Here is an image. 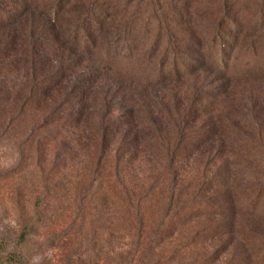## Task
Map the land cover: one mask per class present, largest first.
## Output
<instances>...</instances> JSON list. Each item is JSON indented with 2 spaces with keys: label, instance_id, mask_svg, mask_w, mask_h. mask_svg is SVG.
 <instances>
[{
  "label": "rangeland",
  "instance_id": "1",
  "mask_svg": "<svg viewBox=\"0 0 264 264\" xmlns=\"http://www.w3.org/2000/svg\"><path fill=\"white\" fill-rule=\"evenodd\" d=\"M37 1L0 0L16 20L0 24V264H264V0H61L58 35L40 16L55 0ZM91 4L106 22L88 50L73 36ZM53 59L71 86L103 75L82 113L64 88L31 100L28 68ZM34 217L40 238L20 242Z\"/></svg>",
  "mask_w": 264,
  "mask_h": 264
},
{
  "label": "trees",
  "instance_id": "2",
  "mask_svg": "<svg viewBox=\"0 0 264 264\" xmlns=\"http://www.w3.org/2000/svg\"><path fill=\"white\" fill-rule=\"evenodd\" d=\"M61 0H55L52 3V6H50L48 9L44 10V12H40L43 15H40V13L38 15L43 16L44 18L46 17L48 19V23L51 29H48V32H52L54 35H58L61 33L62 31V22L63 20L60 18V15H58L59 12L58 11V7H60V5L62 4L61 2H58ZM30 4H37L38 1L37 0H29ZM83 12H82V18L81 20L83 21V24H80V28L78 31V33L74 34V39H76V42L79 40V35L81 34V36L83 35L88 50L89 47H93L95 48V44H89L90 41L92 39H94V35H97V39L100 38L99 35H101L102 32H104V26H105V22H106V17L104 15L103 12H101L100 10L98 11V7L95 5H88L83 7ZM48 12V14H47ZM71 13H73L71 11ZM68 14V12H67ZM54 17V18H52ZM80 21V20H79ZM2 22V23H1ZM16 22V20H12L10 18L8 19H0V24H8V26L14 24ZM129 29V28H128ZM59 38V37H58ZM55 40H57V38H54ZM132 36L130 34H126L125 37L121 40V42H125V44L127 43H131V41H133ZM138 41V40H136ZM58 42V40H57ZM72 43V42H71ZM89 44V45H88ZM91 45V46H90ZM33 52V54L30 56L29 60L32 61L33 63L36 64L37 66V60L38 56L35 53V47L32 48L31 50ZM155 53L150 57H155ZM127 57V56H126ZM55 64V68H28L29 69V74L32 77V82L35 84L34 88L32 89V98L31 100H33L37 95H36V90L37 89H48V90H54L56 88H64L66 89V91L71 90V98L73 99H77L78 97L80 98V104L83 106V108L80 110L79 113H82L84 111V102L86 101V99L88 97H90L91 92L93 91V89L95 87H97V83H100L102 81V77L103 75L101 74L100 76H96L95 79H91L90 76H88L92 81L91 84H89L88 86V79L87 76H79L77 79V83L75 86H71L69 85L71 83L70 81V74L68 73L69 68H67L68 66H65L64 62L62 60H58V59H53L52 60ZM149 65H151L152 63H150V61L148 62ZM72 65V64H70ZM61 66V67H60ZM77 69V68H76ZM153 70H158L161 72V68H153ZM54 87V88H53ZM38 91V90H37ZM40 91V90H39ZM42 91V90H41ZM69 97V96H68ZM81 106V107H82ZM172 117V116H171ZM181 121V125L180 127L186 123L185 118H180ZM177 126V124H175V127ZM185 129L181 130L182 132ZM182 143V142H181ZM181 143H178L176 146V151L174 153H171V151L168 149V165H169V171L173 170V167L176 165L177 160H178V153H179V149L181 147ZM167 143L165 142V140H161V150H167L166 147ZM166 152V151H165ZM171 173L173 171H170ZM170 173V174H171ZM169 174V175H170ZM174 181V179L172 180V182ZM174 183V182H173ZM175 188L176 186L172 185L169 188H166V191L164 192V207H163V211L161 213V244H164L167 240V235H169V231H171L172 226L176 225V223L174 224L172 221V218L170 216V212L173 208V206L178 207V203L177 201H179V194H175ZM258 195L260 194V197H262L264 195V188H261L260 190H256L255 191H251V193H257ZM176 204V205H175ZM41 204L38 202L37 204V210L38 208L40 209ZM139 207V206H138ZM137 207V208H138ZM255 208H252V210H246L247 213H251V214H255L254 211ZM40 211V210H39ZM179 212V211H178ZM139 214V213H138ZM140 216V215H138ZM171 221V223H170ZM23 230L20 236V242L22 243H27L29 241V239H31L32 237H38L40 238L39 235V230H40V225L38 224V221L34 218H32L31 220H25L23 222ZM139 228H138V237H137V245L136 247L133 249V251L131 252V257L133 259H137V261L142 258V256L144 257L146 255L145 252H141V240L143 239V223L142 220H139L138 222ZM46 242V241H44ZM43 242V244H44ZM17 255V254H16ZM255 255H257V258L259 261H263L264 262V246L262 248H259V250H257L255 252ZM154 257V255L152 256ZM174 256L171 258H168L169 260H165L164 259L162 261H164V264H172L174 262ZM144 261V259H141L140 262ZM162 264V262H161Z\"/></svg>",
  "mask_w": 264,
  "mask_h": 264
}]
</instances>
